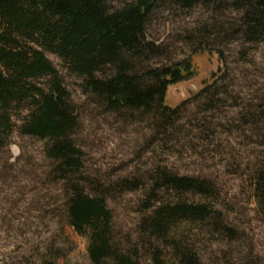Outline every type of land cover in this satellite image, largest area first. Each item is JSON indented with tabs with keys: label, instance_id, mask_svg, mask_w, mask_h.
<instances>
[{
	"label": "trees",
	"instance_id": "1",
	"mask_svg": "<svg viewBox=\"0 0 264 264\" xmlns=\"http://www.w3.org/2000/svg\"><path fill=\"white\" fill-rule=\"evenodd\" d=\"M171 5L234 6L241 12L237 32L245 42L264 43V0H0V149L16 129L43 144L50 177L65 194L68 224L88 239L94 264H144L142 251L149 264H206L199 237L234 239L238 233L206 179L160 166L147 184L137 176L120 180L117 190L144 191L148 199L142 241L119 239L106 195L110 186L95 187L85 175V153L75 140L79 108L47 57L58 56L83 93L108 113L141 116L172 142L180 116H207L219 94L206 85L194 102L166 105L169 87L193 75L191 59L153 63L163 51L149 40L148 24L159 8ZM13 111L20 114L17 122ZM252 190L264 221V164ZM17 264L71 263L59 252L38 250Z\"/></svg>",
	"mask_w": 264,
	"mask_h": 264
},
{
	"label": "rangeland",
	"instance_id": "2",
	"mask_svg": "<svg viewBox=\"0 0 264 264\" xmlns=\"http://www.w3.org/2000/svg\"><path fill=\"white\" fill-rule=\"evenodd\" d=\"M240 18L230 5L190 10L171 5L151 17L149 40L163 51L153 63L171 66L191 59L193 66L189 79L169 87L166 105L194 102L206 85L219 94L207 116H180L172 142L141 116L108 113L83 93L58 56L47 53L79 108L75 140L85 153V175L95 187L110 186L106 195L119 239L142 241L148 199L144 191L117 190L120 180L137 176L147 184L156 168L168 166L206 179L218 208L238 230L234 239H197L206 264H264V221L252 190L264 164V43L245 42L237 32ZM11 114L15 122L20 119ZM50 165L43 144L17 129L0 149V264H17L38 250L59 252L71 264H94L88 239L68 224L65 194L50 177ZM141 255L149 264L146 252Z\"/></svg>",
	"mask_w": 264,
	"mask_h": 264
}]
</instances>
